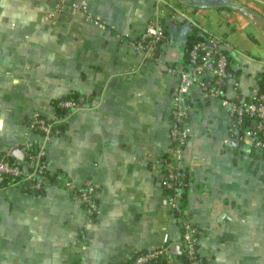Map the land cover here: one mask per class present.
I'll use <instances>...</instances> for the list:
<instances>
[{"label": "crops", "instance_id": "1", "mask_svg": "<svg viewBox=\"0 0 264 264\" xmlns=\"http://www.w3.org/2000/svg\"><path fill=\"white\" fill-rule=\"evenodd\" d=\"M169 1L88 0L107 20L101 28L82 12L46 19L54 0H0V153L20 158L12 149L37 138L26 119L51 116L54 99L74 91L80 101L47 143L49 170L61 182L39 193L16 183L0 186V264H115L165 238L180 243L159 180L177 82L166 68L179 61L182 47L185 54L196 26L198 34L230 45L240 92L254 96L264 68V2L229 0L240 9ZM156 12L166 41L159 59L147 60L130 41ZM186 100L191 136L183 155L195 158L186 164L185 213L201 230L203 264H264V157L247 144L224 142L228 117L219 100L203 101L195 87ZM87 179L98 184L91 221L66 185L82 187ZM177 253L148 264H184Z\"/></svg>", "mask_w": 264, "mask_h": 264}, {"label": "built area", "instance_id": "2", "mask_svg": "<svg viewBox=\"0 0 264 264\" xmlns=\"http://www.w3.org/2000/svg\"><path fill=\"white\" fill-rule=\"evenodd\" d=\"M54 1L53 8L44 12L46 19L54 22L55 16L61 12H82L87 20L93 21L99 27L107 26V20L102 15L89 9L88 0ZM262 1L264 2V0ZM171 16L174 17L175 13H172ZM165 39L164 23L161 15L156 12L155 16L148 20L143 31L130 43L143 54L145 59L157 60L160 57V45ZM229 50L230 45L221 37L207 34L192 43L185 62L183 61L179 65H168L166 68L177 78V82L171 91L169 107L170 146L167 155L159 159V180L164 188L170 190L165 195V200L171 210L182 195V186L190 184L181 169L188 162L191 164L195 158L193 155L190 160H187L183 155V149L191 136L188 120L192 114V108L186 100V95L192 88L198 89L203 101L217 99L221 105L226 107L228 125L225 143L235 139L239 143L249 145L251 149L264 157V69L262 70V80L254 96L243 97L240 92L239 80L229 67ZM228 87L232 91L231 95L227 94ZM58 105L70 108L71 111L79 108L80 103L79 100L67 98L59 100ZM57 119L55 111L51 116L35 114L26 119L27 131L34 133L37 138L32 142L25 143L22 147L23 155L20 158L10 159L7 157V153H0V182L5 175H13L19 177L18 181L14 183L24 190H35L47 185L49 181L47 174L49 167L46 158L47 143L59 132V129L52 128L53 122ZM32 146H35L34 150L30 149ZM66 185L69 186L73 198L84 205L88 220H93L98 208L95 199L98 184L87 179L82 187L75 188L70 184V181H67ZM181 223L184 229L182 241L186 255L190 264H199L198 245L201 230L188 217L181 218ZM168 252L169 242L165 238L159 247L136 254L130 262L115 264H144L153 258L166 255Z\"/></svg>", "mask_w": 264, "mask_h": 264}, {"label": "trees", "instance_id": "3", "mask_svg": "<svg viewBox=\"0 0 264 264\" xmlns=\"http://www.w3.org/2000/svg\"><path fill=\"white\" fill-rule=\"evenodd\" d=\"M192 29H193V31L187 35V39H186V42H185L184 62L187 59V52H188V49L190 48V46L192 45V43L194 41L198 40V39H201V38L205 37V35H200V34L197 33V27L196 26H193ZM228 62L230 64L229 58H228ZM262 76H263V71H261L259 73V75H258L259 82H261ZM67 98L74 99V100H78V93H76L74 91L73 92H69V93H67V94H65V95H63V96H61V97L56 98V99L53 100V108H54L56 117L58 119L53 122L52 128L59 129V132H61L65 128V126H66L67 114L69 113L70 108L63 107V106H59L58 105V101L61 100V99H67ZM79 103H80V101H79ZM30 149L31 150H34L35 149V146H32ZM1 153H3V152H1ZM165 155H167V154H165ZM7 157H9L10 159L13 158L9 154H7ZM181 170L183 172V175H184L185 179L186 180H189L190 170L188 169V166L186 164L183 165V167H182ZM47 174H48V178H49L48 183H50L52 181L61 182V179L57 176V174L56 173H51V171L49 170V168L47 169ZM18 179H19V177H17V176L5 175L4 176V179L0 182V186L17 182ZM45 187H46V185L45 186H42L41 188L35 189L33 191L36 192V193H39V192L43 191ZM163 190H164L165 195L170 192L169 189H166L164 187H163ZM188 191H189V184L182 186V188H181L182 195L179 198L176 206L172 209V212H173V214H174V216H175V218H176V220H177V222H178V224L180 226V247H179V252L177 254L181 258V260L184 262V264H190V261H189L187 255H186V251H185V248H184V245H183V241H182L183 240V231H184V229H183V226H182V223H181V218H186L187 217V215L185 213V209H186V205L188 203V196H187L188 195ZM169 241L170 240H168V242ZM170 244L171 243L169 242V245ZM142 252L143 251L136 252L126 262H130L132 260V258L136 254H139V253H142ZM158 258L159 257L153 258V259L149 260L148 262H146L144 264H148V263H150L152 261H158L159 260ZM198 259H199V264H203L202 258H201L200 254H199V251H198Z\"/></svg>", "mask_w": 264, "mask_h": 264}, {"label": "water", "instance_id": "4", "mask_svg": "<svg viewBox=\"0 0 264 264\" xmlns=\"http://www.w3.org/2000/svg\"><path fill=\"white\" fill-rule=\"evenodd\" d=\"M187 1L192 5H198L201 7L219 5V4H227V5H234L240 9L244 8V6L241 4H238V5L231 4V2L229 0H187ZM232 142H236V140L233 139ZM13 150L16 152V153H14L15 156L22 157L23 149H21L20 147H14L12 149V153L14 152ZM179 247H180V243L173 242L169 245V250L172 253H177V252H179Z\"/></svg>", "mask_w": 264, "mask_h": 264}, {"label": "rangeland", "instance_id": "5", "mask_svg": "<svg viewBox=\"0 0 264 264\" xmlns=\"http://www.w3.org/2000/svg\"><path fill=\"white\" fill-rule=\"evenodd\" d=\"M166 1L168 2L169 0H166ZM169 2H170V1H169ZM162 3H163V2H161V5H162ZM177 3H179V2H177ZM171 5H172V7H173V3H171ZM163 7H164V6H163ZM174 9H177V7H174ZM180 12H181V11H180ZM192 30H193V29H192ZM191 32H192V31H191ZM205 36H206V35H205ZM165 41H166V40H163L162 43L164 44ZM162 43H161V45H163ZM180 50H181V51H180V56H179L180 58H179V61H177V63L174 64V65H179L181 59L183 58V55H182V54H184V49H183V47H182ZM263 69H264V68H263Z\"/></svg>", "mask_w": 264, "mask_h": 264}]
</instances>
